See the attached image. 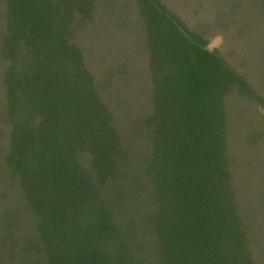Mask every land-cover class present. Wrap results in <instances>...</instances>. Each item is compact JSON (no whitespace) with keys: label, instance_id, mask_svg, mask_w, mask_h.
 Here are the masks:
<instances>
[{"label":"trees","instance_id":"16d2710c","mask_svg":"<svg viewBox=\"0 0 264 264\" xmlns=\"http://www.w3.org/2000/svg\"><path fill=\"white\" fill-rule=\"evenodd\" d=\"M198 1L196 18H184V7ZM239 2L0 0V264H31L32 254L40 262L50 254L55 264H69L71 256L75 264H132L133 253L142 256L136 264H207L213 255L215 264H251L243 260H251L248 244L210 237L214 216L229 214L226 182L218 176L239 177L224 166L226 140L245 131L243 121L264 125L257 109L264 88L257 92L253 82L258 60L249 71L225 61L235 47L243 54L246 42L253 51L256 36L249 33L257 35L258 11L264 13L254 8L242 20ZM218 34L224 53L207 49ZM163 58L179 65L177 81H148L161 64L165 78L171 72ZM169 82L174 95L162 98ZM161 106L167 112L160 117ZM84 122L95 132L78 131ZM123 124H131L128 133ZM180 131L191 138L177 143ZM99 143L114 151L97 167L101 178L112 164L110 182L93 181L83 191L74 172L89 175L85 158L94 166L106 153ZM61 165L67 173L58 178ZM133 174L138 203L123 198L114 205L111 193L126 185L110 190ZM157 190L164 193L159 201ZM52 195L59 200L52 203ZM141 205L152 229L138 230L142 220L130 214ZM23 226L38 254L19 240Z\"/></svg>","mask_w":264,"mask_h":264},{"label":"rangeland","instance_id":"374dc122","mask_svg":"<svg viewBox=\"0 0 264 264\" xmlns=\"http://www.w3.org/2000/svg\"><path fill=\"white\" fill-rule=\"evenodd\" d=\"M211 1L212 0L210 1L205 0V4L208 5L210 3L209 7H211L212 5ZM239 1H240L239 2L240 10H241L240 15H241L242 20H249L252 18V13L250 10L254 8L258 10V7L264 8V4L262 3L261 0H239ZM247 1H250V2L247 3ZM198 3L199 1L195 5H191L188 3V6L187 7L185 6L183 9V13H182L183 17L185 18L187 15L188 16L191 15L192 17L196 18L193 15L192 9L193 11L196 9L197 14H198L200 11V7ZM209 7H207L208 12H209ZM214 14L215 12H213V15ZM209 15H212V14H210L209 12ZM262 15H264V13H261L258 11V23H256L257 24V35L254 30H252V32L249 33L250 36H256V46L253 49V51L252 52L249 51L250 44L246 42L247 47H245V52L243 54L240 51H238L235 47L230 51L231 53L226 54V60H225L227 64L233 66L234 68L236 69L242 68L247 71H249V69L251 68L252 63L258 60V70L256 71V73H254V77L256 81H253L256 85L257 92H258V87L264 88V81H261V80L258 81L259 79L264 78V70H263L264 69V21L262 22L260 21L261 18H264V17H260ZM200 17L201 19L209 18L208 16L206 15L204 16L202 14L200 15ZM223 37H224V34L223 35L218 34L217 37H214L211 40H209L207 43V49L209 51H219V52L224 53L226 48L224 46L225 43L222 42ZM101 42H104V40H102ZM101 45L102 47H105L104 43H102ZM146 59L147 58L142 55L143 62H145ZM162 62L168 65L169 67H171L170 73L173 74V78L170 79L168 77V75L170 76V73L166 76V78L163 76L165 74L164 73L165 65L161 64V66L156 70V79L152 77V73H149L147 75L149 78L148 81H153V79L156 81L157 80L158 81H177V77L180 76V74L178 73L179 65L177 67L174 64V60L172 61V59L163 58ZM136 71L137 70H132L131 75H135ZM123 87H127L126 83L122 84V89H124ZM173 88H174V84L169 82V87H168L167 92L166 90L165 91L160 90L162 91L161 93L163 96L162 98H166V97L169 98L170 96L174 95ZM122 92H126V90L124 89L123 91H121L120 94H118L116 98L119 99L121 94H125ZM230 100L231 102H234V98H230ZM134 105H135V102L130 100L128 101L127 108L130 109L131 111L135 108ZM257 109H258L260 116L264 115V105H262V103L260 104L258 103ZM164 112L165 113L167 112L165 109V106H161L160 113H159L160 117H161V113L163 115ZM178 121H180V119ZM152 122L153 121H151L150 123H147V126L149 125V129L154 128L151 125ZM262 123L264 122L262 121ZM123 125L125 128V131H127L126 133H128L130 130L127 129V126L130 127L131 124H128V125L123 124ZM243 125L245 126L244 128L245 131L241 132L236 137H233V139L227 138L226 140L227 147L230 150L228 152V158H226L227 161L224 162V166L230 165L231 169H236L235 172L240 173V174L233 173V176L239 175L238 179H236L235 177L232 178L229 176L227 177L218 176L223 181L226 182L225 186L228 190L227 192L228 204L227 206H224V208L228 209L229 214L224 219L218 216H214L216 223H215V227H213V230L210 232V237L217 239L219 241L220 239L221 241H229L231 240V238H234L231 240V242L233 241L231 244H234V245L237 242H240L242 244H248L249 246L248 251H249V256H250L249 258L251 260H248V257L247 259L245 257L243 260L248 261V262L250 261L251 264H264V125L258 123V127L255 128L254 126H251L245 123L244 121H243ZM147 126L146 128L148 129ZM165 128L167 127H163L162 130L164 131ZM78 129H79L78 131L80 132L83 131L84 132L83 134H86V135H88L90 132H93V131L95 132L94 125L92 124V122L89 124H86V122H84L82 125L78 126ZM194 129L196 130L197 133L200 132L201 136H204L203 131L196 129L195 127ZM162 130L159 131L158 129H156L154 133L155 134L157 133V135H161L160 132ZM148 131H150L149 132L150 136L154 137L152 131L151 130H148ZM235 131H236V128H235ZM236 132H238V130ZM191 136L192 134L190 133H187V132L182 133L180 131L179 137H178L179 141L177 140V143H179L180 140H183V141L188 140L191 138ZM202 140H204V138ZM94 141H97V139H94ZM143 143L144 142H142V144ZM99 146L106 150V153H103V157L102 158L98 157V159L94 161L95 163L94 166L92 165L93 162L91 160L89 161V159L87 158H85L86 162L83 163V165L85 166L84 168H86L87 170V171L86 170L84 171L90 172L89 175L84 174V173L81 174L80 170L74 172V174L77 177H79L76 179L78 180V187L79 189L83 191H86L87 189L92 188L90 183H92L93 181H96V182H99V181L108 182L109 181V178H110L109 173H110L112 164L110 168L107 169L108 170L107 173L105 175L102 174L101 178L99 177L97 167L103 164L101 160H105V161L109 159L112 160L113 159L112 157H114L113 155L114 151L111 150L112 148L108 146H104L101 143H99ZM158 149L161 151L162 148H158ZM222 171H225V170L222 169ZM54 172L58 178H60L62 173L63 174L67 173L65 171L64 165H61V167L57 170H54ZM134 175L136 176V174H133L130 176L119 177V184H117L114 188L110 190V191H113L115 189H118L120 186L126 185V187L120 189L117 193H111V200H112L111 202H113L114 205L122 204L123 198L132 203H138V199L142 195V192H139L137 190L138 186L140 185L139 184L140 181ZM81 177L87 178L86 179L87 181L84 182V180H82ZM154 180L155 179L151 181H154ZM156 184H158V182ZM106 185L108 186L107 183ZM166 186L168 188L167 192L169 193V195L173 196L175 192V185L169 182ZM156 189H157V185H156ZM176 190H177V186H176ZM157 194L158 195L157 197H155V199L156 201H159L158 199L163 198V196L159 194H164V193L158 191ZM143 196L146 197L144 193H143ZM51 200L53 203L55 201H58L59 198L56 195H52ZM144 201L148 203L147 199H144ZM177 205L178 206H176L175 209H181L183 206V203L182 204L178 203ZM146 210H149L147 206L145 207L141 205L138 209L135 210L133 208V211L130 212L132 216L137 215V217L142 220V224L140 225V227L138 226V230L139 228L142 230L143 229L145 230V228L152 229L151 226L155 227L153 223L151 224L152 219L150 221L151 225H149L146 221L145 222L143 221L144 218L148 217V215H146L145 213ZM157 211L158 212L156 213H159L160 210L158 209ZM137 217L135 216L134 218H137ZM133 233L134 232H130V234H133ZM18 238L22 244L28 246L30 250H35L34 252L38 254L36 246L33 249L30 241H27L29 237H28L27 231L24 229V226L22 227L21 232L18 234ZM238 246L240 248V245ZM225 252L228 253L229 248ZM77 255H80V253L78 252ZM210 256L211 255H209V257ZM36 257L37 255L32 254V255L27 256L26 260L30 262L31 264H55L53 262L54 259L51 258L50 254L49 255L47 254L46 258H44L43 261L41 262ZM213 257H215L214 260L207 264H215V262H217L216 260L217 255H213ZM137 259H142V256L136 253L131 254L130 262L132 264H136ZM78 260L79 259L74 256H71L69 260L67 258V261L69 264H75V262H78ZM64 263H67V262H64ZM141 264H148V260L142 261ZM201 264H206V263L201 262Z\"/></svg>","mask_w":264,"mask_h":264}]
</instances>
